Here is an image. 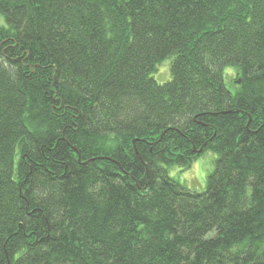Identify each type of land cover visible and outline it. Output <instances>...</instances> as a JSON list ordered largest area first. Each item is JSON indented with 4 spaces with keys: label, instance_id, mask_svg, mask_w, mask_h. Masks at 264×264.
<instances>
[{
    "label": "trees",
    "instance_id": "trees-1",
    "mask_svg": "<svg viewBox=\"0 0 264 264\" xmlns=\"http://www.w3.org/2000/svg\"><path fill=\"white\" fill-rule=\"evenodd\" d=\"M0 13V264H264V0Z\"/></svg>",
    "mask_w": 264,
    "mask_h": 264
},
{
    "label": "rangeland",
    "instance_id": "rangeland-1",
    "mask_svg": "<svg viewBox=\"0 0 264 264\" xmlns=\"http://www.w3.org/2000/svg\"><path fill=\"white\" fill-rule=\"evenodd\" d=\"M0 25H6L4 16L0 13ZM171 57L165 58L157 65V70L153 76L157 82H165L169 80ZM227 72V70H226ZM237 74L233 68L228 70L227 79L231 82ZM215 153L210 150H204L192 163L186 168L178 165H171L168 170L171 176L179 180L188 188L201 191L205 188L208 173L214 166Z\"/></svg>",
    "mask_w": 264,
    "mask_h": 264
},
{
    "label": "water",
    "instance_id": "water-1",
    "mask_svg": "<svg viewBox=\"0 0 264 264\" xmlns=\"http://www.w3.org/2000/svg\"><path fill=\"white\" fill-rule=\"evenodd\" d=\"M195 150V149H194ZM198 151H200V150H198Z\"/></svg>",
    "mask_w": 264,
    "mask_h": 264
}]
</instances>
